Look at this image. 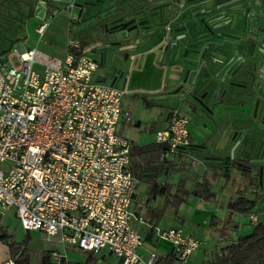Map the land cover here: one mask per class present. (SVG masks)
Returning <instances> with one entry per match:
<instances>
[{"label":"built area","instance_id":"obj_1","mask_svg":"<svg viewBox=\"0 0 264 264\" xmlns=\"http://www.w3.org/2000/svg\"><path fill=\"white\" fill-rule=\"evenodd\" d=\"M64 5L69 14L63 59L23 44L0 55V213L13 208L24 231L56 236L63 246L107 250L119 264H154L155 251L139 254L144 240L131 224L138 179L129 169L131 142L117 132L120 120L130 118L121 105L125 91L94 79L100 61L72 33L82 22V7L72 0ZM73 7L78 15L70 13ZM45 11L50 18L58 10ZM47 25L44 18L36 33ZM189 135V118L176 105L156 131L155 144L164 147L163 155L184 152ZM246 216L253 226L264 221V199ZM153 230L172 245L177 263L199 247L196 236L180 227ZM50 258L68 262L58 252Z\"/></svg>","mask_w":264,"mask_h":264},{"label":"flooded vegetation","instance_id":"obj_2","mask_svg":"<svg viewBox=\"0 0 264 264\" xmlns=\"http://www.w3.org/2000/svg\"><path fill=\"white\" fill-rule=\"evenodd\" d=\"M58 1L61 2L45 0L46 3ZM72 1L82 8L84 5L98 8L100 15L93 24L98 31L95 35L89 36L99 42V48L105 47L107 54L115 53L117 57L123 59H126L130 51L146 42H161V38L166 36L162 43L165 59L168 38L184 35L188 26H201L204 23L220 26L219 32L223 33V36L218 40L220 44L211 50L229 62L230 77L220 85L224 95L222 97L219 95L217 102L208 103L202 96L204 91L209 89V86L203 89L208 79L200 80L188 88L187 84L182 82L184 77L181 67L172 66L175 52H171L166 66L175 70L172 73H175L177 78L173 80L167 93L180 88L177 94L181 97L165 101L179 102L177 105L182 111L185 110L188 118L205 122L208 126L209 117H215L219 121L229 120L233 133L241 132L248 136L254 131L264 140V0H150L147 5L145 4L147 6L145 18L137 9L139 0ZM141 4L144 5L143 2ZM141 20L148 22L139 24ZM165 21L170 24L167 35L162 32L163 28L160 26V23ZM148 26L152 28L148 29ZM89 32L90 30L88 34ZM99 54L101 57V51ZM237 150L234 151L233 158L216 165L224 171L228 169L245 171L251 167H255L254 169L258 166L264 167V163L252 164L247 159L239 157ZM216 153L224 156L228 154ZM262 179L264 176L260 178ZM252 181L258 183L259 178Z\"/></svg>","mask_w":264,"mask_h":264},{"label":"crops","instance_id":"obj_3","mask_svg":"<svg viewBox=\"0 0 264 264\" xmlns=\"http://www.w3.org/2000/svg\"><path fill=\"white\" fill-rule=\"evenodd\" d=\"M8 1L10 0H0V4H5ZM17 1L22 2V0H16V2ZM38 2H42L44 9L49 10H52V8L56 7L59 3L64 4L59 1L56 3H46L45 0H35L33 3L34 8L37 6ZM83 11L84 8H82V12ZM49 22L50 21H48V23ZM77 36L82 39L85 45L87 44V38H89L87 30H83V33H78ZM162 45L163 44L158 41H149L139 48L130 51L126 59H123L120 56L116 58L118 63L116 67L117 69L111 73V79L113 78L111 81L115 80L117 86L123 88L125 91L121 99V105L124 110L129 112L130 118L129 120H120L118 125L121 124V126L119 128L117 125V132L125 138L127 137L124 134V125L132 121L130 109L137 103L136 100H142L147 106L152 104L155 100L161 105L164 104L165 100L157 99V97L166 94L170 90L173 80L177 78V75L171 72V68L166 66V64H163L164 50ZM93 77L96 81L105 82L103 77H95L94 75ZM134 99L136 103L133 102ZM176 105L177 102L175 106ZM169 109L160 125V129L165 125ZM183 113H185V111H183ZM136 123L137 124L135 125L137 126H140L141 124L139 120ZM204 126L210 129V125H206L205 122L189 118L190 144H202L205 142L207 131ZM128 140L131 142L130 155L133 150H140L139 145H136L130 139ZM151 147L152 148L150 149L159 150V152L163 153V150L159 145L153 144ZM180 153L182 152H178L177 154L180 155ZM184 153L187 154L190 161L183 164L181 168L179 167V171H181L182 175L176 182L168 183L162 179L157 180V177L159 176L158 173L161 175L168 174L173 169L177 168V165L175 166L173 163H169V161L166 162L162 159H160V166L149 163L142 166V187L140 186V179H138L132 172L138 179V182L130 205V209L134 214L131 224L143 237V245L138 250L139 254L142 256L146 257L151 251H155L157 258L170 257L172 254V245L167 241L158 240L153 228L156 226L162 227L163 229L180 227L185 234L196 236L200 242L198 249L195 250L199 251V253L193 255V251L189 256V260L184 264H199V262L202 264L208 254L228 245L232 241H235L239 236L249 234L253 228L247 232V227H244L243 218L246 215L234 214L228 222V231L224 236L221 234L222 226L227 222L228 211L226 204L230 199L236 197L238 191H241V189L234 190L233 194L228 197V200L222 204V202H219L218 200V193L212 191L211 187L213 181L216 179L225 178V180L228 179L229 181L231 179L229 178L230 174L228 173L227 176V173L225 174V171L218 165L213 162L204 161L203 156L205 152L201 149L188 150L184 151ZM208 176L210 179L207 178ZM202 181L209 183L210 190L216 194L215 199H203L200 196H194L192 194L181 195L184 190L190 192L195 183ZM189 183H191V186H186V184ZM257 185L258 186L255 188L247 186V192L245 190L242 191H244L249 197L253 196L252 194H255L260 200L264 199V179L259 180ZM154 187L155 189L152 190ZM160 188L162 189L160 190ZM8 215H11L14 218L19 229L24 232L23 237L28 232L31 238V231H24L20 227L13 208L8 209L3 214L0 213V235L5 234L11 236L16 242H21L23 239H16L15 236L7 231V227V229H5L4 224ZM251 226L253 227V225ZM55 241L62 246L61 249L57 250L51 248L48 252H58L63 254L69 262H72L68 258L67 246H63L57 239ZM70 248L78 250L73 247ZM82 252L85 253L86 257V251ZM108 253L110 252L108 251ZM93 254L97 257L98 253ZM8 259H12L14 263V256L11 249L7 242L0 238V264H5ZM176 264L181 263L176 262Z\"/></svg>","mask_w":264,"mask_h":264},{"label":"rangeland","instance_id":"obj_4","mask_svg":"<svg viewBox=\"0 0 264 264\" xmlns=\"http://www.w3.org/2000/svg\"><path fill=\"white\" fill-rule=\"evenodd\" d=\"M34 1L35 0H22V2H16V0H10L5 4H0V53L5 51L6 54L11 55L16 45L23 44L24 47H34L42 52L63 59L67 47L69 12L62 11L65 5L59 3L56 7H54V9L57 8V13L49 18L42 2H38L37 6L34 8ZM98 11L99 10L96 7L84 5V11L81 15L83 20L81 23L75 25L72 29V33L77 35L78 33H83V30H90L89 35H95L98 30L93 26V24L100 15L98 14ZM70 13L78 15L79 10L73 7ZM44 18H46V21L50 22L48 23L45 32L42 35H39L36 33L35 29L39 24L44 22ZM87 40L86 53L97 61H100L101 57L98 50V46L100 45L99 42L95 40L94 37L87 38ZM117 64V62L114 63V65ZM111 69L112 68L107 65L102 66L100 64L94 76L103 77L106 83H110ZM133 102H135V99ZM136 102V104L130 109L132 121L124 125V134L136 145H139V148L142 151L136 149L133 150L130 155L129 169L138 179H140V186L142 187V166L147 163L160 166V159H162L166 162L169 161V163H173L175 166L177 165V168L173 169L168 174L161 175L158 173L159 178L157 177V180L162 179L168 183L176 182L181 177L179 167L181 168L183 164L190 161L187 154L182 152L180 155L177 153L163 155V153L159 152V150L150 149L156 141L155 131L160 129V125L163 122L166 112L169 108L175 106L176 101H165L164 104L161 105L155 100L148 106L145 105L142 100L137 99ZM180 107L183 108L182 104H180ZM138 120L141 123L140 126L135 125ZM120 126L121 124L118 125V128ZM207 178L210 179L209 176ZM229 178L231 179L229 181L226 179L227 182L225 178L216 179L213 181L211 187L212 191H216L218 193V200L219 202H222V204L228 200V197L233 194L234 190L241 189L247 192V186L254 188L258 186L255 181L248 180L247 182L246 176L240 174L236 170L230 171ZM243 218L244 227H247L248 232L253 227L250 225L246 216ZM4 227L5 229L8 228L7 231L15 236L16 239L19 240L20 238H23L24 232L19 229L16 221L11 215H8L6 218ZM30 233L31 238L28 244V248L30 250V264H40L41 257L44 252H47L51 248L60 250L62 247L55 241L56 236H52L50 239H47V235L42 231L34 230ZM66 249L68 250V258L70 261L81 262L84 260V252L71 249L70 246H67ZM198 253L199 251H194L193 255ZM97 260V264H118L117 258L108 253L107 250L99 251L97 254ZM188 260L189 258L185 262ZM185 262H182L181 264H184ZM199 264H201V262H199Z\"/></svg>","mask_w":264,"mask_h":264},{"label":"water","instance_id":"obj_5","mask_svg":"<svg viewBox=\"0 0 264 264\" xmlns=\"http://www.w3.org/2000/svg\"><path fill=\"white\" fill-rule=\"evenodd\" d=\"M69 1L70 0H61L62 3H67ZM139 1L140 3L136 5L137 9L140 12V15H143L142 17L145 18L147 16V14H145L147 8L146 5L150 0ZM141 2L146 5H142ZM158 16L161 17V14ZM146 22H148V20H141L138 23L142 24ZM153 25L157 26V24L154 23ZM169 25L170 24L167 21L160 23V26L163 28L162 32L166 35L169 31ZM150 27L151 26H148L147 28L150 29ZM220 28L221 27L218 25L213 26L206 23L201 24V26H188L184 35L168 38L167 53L163 61V64H167L169 54L175 52V56L172 60L174 64L172 66L179 65L181 67L184 77L182 82L187 84L188 88L192 87L200 80L204 81L208 79L203 89L207 86H209V89H206L204 94H202L208 103L217 102L219 100V95L221 97L224 95V90L220 85H223L230 77L228 75L230 71L229 62L224 58L218 57V53L211 50L212 47H216V45L220 44L218 40L223 36V33L219 32ZM163 37L161 38L162 41L160 43H163V39L166 38V36ZM98 50L101 51L100 64L102 66L107 65L112 68L111 71L114 72L117 69L116 65H114V63L117 62L116 54H107L105 47L98 48ZM170 68L171 72L175 71L172 67ZM110 75L112 77V74ZM113 82H115V80L111 81V83ZM178 91H180V88L171 91V94L166 93L158 96L157 99L167 100L180 98L181 95L177 94ZM217 92L218 96L215 97ZM210 114L212 113L210 112ZM209 125L210 129L204 126L207 131L205 142L202 144L189 145V148L192 150H204V161L213 162L214 164L225 163L228 158H233L234 151L238 149L239 157L247 159L252 164L264 163V140H262L258 132L252 131L248 136L241 132L239 134L233 133L229 120L219 121L215 117H209ZM188 150L189 149H187V151ZM216 152L228 154H226L227 156L217 155L218 153ZM254 168L255 167H251L245 171L239 169L234 170L247 176V180H255L257 177L260 180V178L264 176V167L258 166V168ZM230 171H232V169H228L225 172L230 174ZM226 175L228 176V174ZM186 186H191V183L186 184Z\"/></svg>","mask_w":264,"mask_h":264},{"label":"trees","instance_id":"obj_6","mask_svg":"<svg viewBox=\"0 0 264 264\" xmlns=\"http://www.w3.org/2000/svg\"><path fill=\"white\" fill-rule=\"evenodd\" d=\"M3 51L0 55H5ZM100 64V62H99ZM162 150L164 147L159 145ZM192 150L191 148H187ZM152 188V190H154ZM162 188H160L161 190ZM192 194L203 199H215L216 194L210 190V185L206 181L197 182L192 190L181 194ZM182 199V198H181ZM260 198L256 195L247 196L244 191H238L236 197L230 199L227 204V222L222 226L221 234L224 236L229 229L228 222L234 214L247 215L254 211L259 205ZM0 238L7 242L14 256L16 264H30V250L28 244L30 236L27 232L21 242H15L11 236L1 234ZM40 264H57L50 258V252H44ZM58 264H97V257L93 252H86V257L82 262H66L62 259ZM154 264H176L173 254L168 258H156ZM202 264H264V221L253 226L252 231L243 236H239L235 241L215 250L207 255Z\"/></svg>","mask_w":264,"mask_h":264}]
</instances>
